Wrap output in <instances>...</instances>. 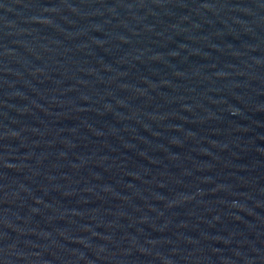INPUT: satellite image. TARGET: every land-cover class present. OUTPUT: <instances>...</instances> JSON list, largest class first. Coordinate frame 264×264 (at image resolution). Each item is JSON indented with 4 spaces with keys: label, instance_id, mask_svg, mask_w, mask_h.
<instances>
[{
    "label": "water",
    "instance_id": "1",
    "mask_svg": "<svg viewBox=\"0 0 264 264\" xmlns=\"http://www.w3.org/2000/svg\"><path fill=\"white\" fill-rule=\"evenodd\" d=\"M0 264H264V0H0Z\"/></svg>",
    "mask_w": 264,
    "mask_h": 264
}]
</instances>
